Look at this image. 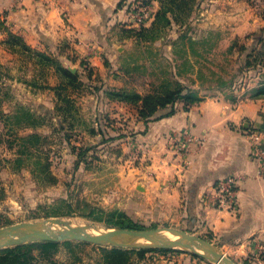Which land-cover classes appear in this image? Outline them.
Masks as SVG:
<instances>
[{"label":"rangeland","instance_id":"374dc122","mask_svg":"<svg viewBox=\"0 0 264 264\" xmlns=\"http://www.w3.org/2000/svg\"><path fill=\"white\" fill-rule=\"evenodd\" d=\"M125 1L128 12L134 0ZM206 1H199V9L207 6ZM188 3L189 0H182L177 4L184 9ZM255 3L257 12L264 14L262 3L258 0ZM0 20H4L2 15ZM189 28L196 38L188 41V47L182 44L176 48L179 57L175 63L158 59L154 50L147 51L150 72L140 59L128 78H119L127 90L142 96H162L169 90H181L185 94L191 89L190 99L219 95L236 100L254 97L257 93L254 89L264 86V40L257 41L253 35L263 27L235 37L226 45L220 42L219 29L206 34L198 24ZM11 32L15 33L12 29ZM112 60V65L117 66L118 60ZM50 65L43 55L13 44L0 24V229L21 222L41 226L56 224L51 227L65 229L63 224L52 221L55 218L72 226H90L102 231L168 228L180 232L177 234L181 238L185 233L208 241L217 254L235 264H259L257 254L251 256L249 252L243 258L230 248L217 246L204 229H192L187 213L181 212L180 204L171 197V188L150 187L147 193L149 182L158 183V174L143 170L151 160L137 138L124 139L109 134L100 139L81 133L80 125L87 127L91 123H81L86 114L100 115H90L98 128L106 129L110 125L109 116L104 115L110 106L104 107L102 112L93 107L96 85L100 86L103 81L101 77L95 78L91 87L78 74L73 79L58 71L54 72L53 81H49ZM102 96L117 100L106 93ZM82 97L88 99L79 104ZM261 98L264 102V96ZM52 101L54 107H51ZM123 102L126 110L136 115L137 108L128 101ZM167 110L168 107L158 109L155 114ZM163 190L169 193L167 197L161 193ZM118 222L134 228L116 225ZM184 239L191 245L173 244L172 248L181 250L177 252H147V256L153 254V257L139 258L138 264H185L188 257L194 259L191 264H227L223 259L218 260L216 253L192 247L194 242L200 246L199 241ZM38 240L42 239L31 236L24 242ZM65 240L72 243L47 252L48 258H39L36 263L99 264L103 259L102 247L127 251L141 247L105 240L90 242L72 236L60 241ZM34 253L38 255L36 250ZM136 257L130 252L131 259Z\"/></svg>","mask_w":264,"mask_h":264},{"label":"crops","instance_id":"0c3cea01","mask_svg":"<svg viewBox=\"0 0 264 264\" xmlns=\"http://www.w3.org/2000/svg\"><path fill=\"white\" fill-rule=\"evenodd\" d=\"M181 1L143 2L148 6V18L140 26L130 23L125 0H0V15L27 46L55 58L68 70L74 68L70 71L87 85L101 77L93 107L102 112L110 106L104 113L110 125L98 128L91 117L95 113L82 114L81 123H91L89 128L80 125L81 133L100 139L109 134L137 138L151 160L143 170L158 174V183L149 182L147 193L150 187L171 188V197L187 213L192 229H204L217 246L230 248L243 258L249 252L257 254L258 263L264 264V175L251 154L247 133L250 127H264L263 99L201 95L188 107L176 101L172 113L144 120L126 110L122 100L102 96L107 89H127L119 78H128L140 59L150 72L147 51L154 50L158 59L175 63L179 57L176 48L188 47V41L196 38L189 28L192 24L203 27L206 34L219 29L223 45L264 27V18L254 7L256 0H207L202 10L200 0H189L184 9L177 4ZM258 1L264 8V0ZM142 26L158 30V35L153 39L136 36L134 30ZM186 53L189 55L188 50ZM112 59L118 60L117 66ZM48 71V79L53 81L55 66L51 64ZM87 99L82 97L78 103ZM229 174L238 177L234 210H218L201 201L204 192L212 191L213 184ZM161 193L169 195L164 190ZM191 263L194 259L188 257L185 264Z\"/></svg>","mask_w":264,"mask_h":264},{"label":"trees","instance_id":"16d2710c","mask_svg":"<svg viewBox=\"0 0 264 264\" xmlns=\"http://www.w3.org/2000/svg\"><path fill=\"white\" fill-rule=\"evenodd\" d=\"M143 2H146L147 0H142ZM125 5H128V2H125ZM261 16L264 18V14H261ZM160 18L165 23L167 20L164 19L163 15H160ZM0 24L2 28L6 31L8 38L13 42V44H18L23 47V49L33 52L39 55H43V57L47 60V63L53 64L55 66L56 71H58L61 75H64L69 78L75 79L77 76L76 73H72L67 68L60 65V63L55 59L51 58L48 55L35 51L31 49L29 46L25 44V42L22 40V38L11 32V30L4 25V22L0 20ZM264 27L259 29L257 32H254L253 35L256 36L257 41H263L264 38L262 37L264 33ZM158 30H153V28H145L140 27L138 29L134 30V33L138 37L143 38H150L152 39ZM193 90L189 89L188 93H181V90H169L165 95L162 96H151L146 95L142 96L138 94L137 92H134L132 90L127 89H107L105 93L112 97L113 99L122 100V101H128L130 106H134L137 108L136 115L140 119L148 120L149 118L153 117H159L165 114H170L174 110V103L181 99V101H184L185 106H189L190 104H193L197 102L200 97L197 96L195 99H190V93H192ZM254 97H261L264 96V86H260L258 88L254 89ZM196 92V90H195ZM153 101V102H151ZM168 107V110L161 114H155L158 109H162ZM186 108V107H185ZM116 137V136H113ZM202 199V197H201ZM203 201V200H201ZM2 215L0 214V219ZM116 225L122 226V227H128V228H134L131 225H121L119 222L116 223ZM208 233V232H207ZM209 240L212 239L211 235L208 233ZM85 243V241H82ZM72 242L70 240L65 241H56V240H50V239H42L38 241H30V242H21L19 244H16L12 247H3L0 248V264H37V260L39 258H48L47 254L54 249H57L60 245L64 244H71ZM103 251V259L102 262L99 264H138L137 261H139V258H146V257H153V254H149L147 256V252H168V251H181L178 248H157V247H138L134 250L127 251L124 248L119 247H102ZM34 250L37 251L36 255L34 253ZM48 252V253H47ZM130 252H134L136 259L130 258ZM198 256V255H197ZM199 257V256H198ZM100 262V261H99Z\"/></svg>","mask_w":264,"mask_h":264},{"label":"water","instance_id":"95a60500","mask_svg":"<svg viewBox=\"0 0 264 264\" xmlns=\"http://www.w3.org/2000/svg\"><path fill=\"white\" fill-rule=\"evenodd\" d=\"M70 70L73 72L74 68H70ZM54 223L57 224H63V225H69L68 222H65L64 220H61L59 218H55L54 220H52ZM41 224L40 223H34V222H21L18 224H14V225H10L6 228H2L0 229V247H5L11 244H19L21 242H24V240L28 237L31 236H37L40 237L41 239H50V240H56V241H60L62 239H66L70 236L75 237V238H81L85 241H90V242H97V241H103L106 240L109 236H111V233H103V234H98V235H80L77 233V231L79 230L77 229H71L69 231H65L62 233H58L56 235H50V234H46V233H42L40 231H38V227H40ZM108 229H112V228H108ZM162 229H168V228H160V229H151V230H135V229H127V228H120V229H115L118 231V233L121 232H125L128 234H133V235H138V236H142L144 238H149V236L153 233H155L156 231L162 230ZM77 230V231H76ZM170 231H174L176 233H180L178 231L175 230H171L168 229ZM24 231H29V233H25L20 237H15L17 234H19L20 232H24ZM184 234L185 237L184 238H188V239H195L197 241H199L200 246H198L195 242V244H193L192 247L194 246H198V247H202L204 249H206L207 251L215 254V249L213 244L209 243L208 241H205L204 239L200 238V237H196L193 235H186ZM191 243V242H190ZM189 242L187 243H183L181 240H174V241H169V242H159V243H150V244H142L140 245L141 247H157V248H172L173 244L175 245H191ZM217 250V249H216ZM217 256L218 260L223 259L227 264H235L233 261H231L230 259L226 258L225 256L221 255V254H215Z\"/></svg>","mask_w":264,"mask_h":264},{"label":"built area","instance_id":"2783aa9c","mask_svg":"<svg viewBox=\"0 0 264 264\" xmlns=\"http://www.w3.org/2000/svg\"><path fill=\"white\" fill-rule=\"evenodd\" d=\"M147 7L145 3L135 1L127 12L130 23L143 25L148 18ZM248 134L252 139L251 154L257 163L259 173L264 175V127H250ZM237 191L238 177L235 174H229L217 180L212 186V191L204 192L202 200L218 210L231 211L236 208Z\"/></svg>","mask_w":264,"mask_h":264},{"label":"bare ground","instance_id":"6f19581e","mask_svg":"<svg viewBox=\"0 0 264 264\" xmlns=\"http://www.w3.org/2000/svg\"><path fill=\"white\" fill-rule=\"evenodd\" d=\"M51 225H56V224H51ZM51 225L44 224L41 227H38L37 230L42 232V233H46V234H50V235H56L58 233H62V232L69 231L71 229H77V228L79 230L78 231L76 230V231L80 235H98V234H103V233H111L112 235L109 236L105 241H107L109 243H114V244H124V245L127 244V245H132V246H134V245L139 246L142 244H150L153 242L154 243L169 242V241H174V240H181L183 243H187L185 241V239L180 237L179 234H177L173 231H170L168 229H162V230L156 231L155 233L151 234L149 236V238L147 239V238H144L142 236L128 234L125 232L118 233V231L115 229H106V230L103 229L104 231H102V230L95 229V228L90 227V226H82V225L72 226L70 223L69 225H62L65 227V229L61 230V229H54L51 227ZM25 233H29V231L20 232L15 237H20ZM196 247H198V246H196ZM199 252H203V251H199ZM220 264H222V263H220ZM223 264H225V263H223Z\"/></svg>","mask_w":264,"mask_h":264}]
</instances>
